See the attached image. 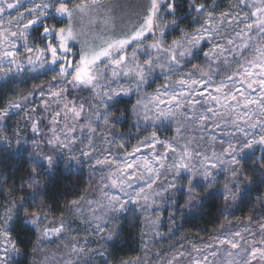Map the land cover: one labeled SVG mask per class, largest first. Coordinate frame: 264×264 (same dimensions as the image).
<instances>
[{"label":"snow or ice","instance_id":"snow-or-ice-1","mask_svg":"<svg viewBox=\"0 0 264 264\" xmlns=\"http://www.w3.org/2000/svg\"><path fill=\"white\" fill-rule=\"evenodd\" d=\"M21 5L22 0H0V77L9 78L25 68L58 69L52 77L56 86L49 83L47 99L39 105L42 112L52 104L56 109L45 130L38 108L27 109L23 103L32 93L0 108V125L12 110L23 111L25 127L33 134L25 140L14 131L11 141L0 126V141L6 145H32L30 174L20 187L29 190L32 203L40 204L29 210L21 196L17 206L12 198L15 188L6 190L10 205L0 208V264H9V254L18 251L10 227L17 207L39 234L36 247L39 239L63 238L64 214L55 223L49 219L50 210L43 202L46 185L40 178L57 167L58 153L69 154L65 168L73 161L81 163L72 152L78 142L83 144L80 156L93 161V170L103 174L98 197L73 200L68 211L83 216L87 205L88 222L97 234L106 233L101 236L105 241L119 238L121 214L129 211V204L140 213L143 239L161 235L160 209L170 201L176 203L175 192L187 194L184 207L189 211L202 208L206 197L217 194L227 210L242 198L256 172L264 184V0H236L230 10L218 14L215 5L188 0L198 21L190 30L181 27L176 0H33V7L5 23V14L19 11ZM38 24L42 44L29 39V30ZM169 31L177 36L169 40ZM205 42L210 45L203 50L206 63H192ZM157 72L164 83L148 93L145 88ZM70 90L87 95L70 98ZM133 92L138 96L130 111L137 128L141 121L153 128L167 122L175 125L174 132L162 140L152 131L120 156L112 151L118 137L111 129L121 119L113 109L119 97ZM40 95L45 96L43 87ZM97 136L109 147L99 148ZM257 146L261 154L249 173L244 157L254 155ZM260 215L264 217V212ZM168 221L175 225L174 211ZM64 248L69 254L88 252L79 242L64 243ZM150 251L146 242L143 257L121 264H141ZM156 256L159 264L185 260L187 264H264V220L254 221L250 215L243 226L221 225L209 242L193 243L190 250L177 251L170 258L160 252Z\"/></svg>","mask_w":264,"mask_h":264},{"label":"trees","instance_id":"trees-1","mask_svg":"<svg viewBox=\"0 0 264 264\" xmlns=\"http://www.w3.org/2000/svg\"><path fill=\"white\" fill-rule=\"evenodd\" d=\"M198 2H203L210 7L213 5L217 6L215 11L219 13L235 3L236 0H198ZM176 3L178 6L177 15L183 19L181 27L189 30L197 27V14L189 10L188 0H176ZM27 6L28 4L23 6L19 12L14 10L13 15L20 13ZM168 19H171V16ZM47 22L49 24L53 23L50 19ZM41 30V25L33 26L29 30V39L37 44H42ZM176 36V32L169 31V40ZM192 63L205 64L201 56H197V59L193 60ZM51 67L55 68V66ZM187 67L190 69L191 64H188ZM57 71L58 69L50 70L48 68L44 76L50 78L51 75H57ZM12 83L0 86V108L6 107L9 101V90ZM81 93L84 95L86 92L81 91ZM118 100L119 103L115 105L113 111L121 119L112 128V132L117 134L118 139L120 136L123 137V139H119L122 143L124 142L123 144H133L142 136H146L150 128L142 127L141 125L139 128L136 127V118L132 116L130 111L131 105L134 103L133 98H119ZM165 130L170 133L172 126L166 127ZM32 151L33 149L30 146L13 147L0 144V208L4 205H10L6 190L13 187L15 191L12 192V198L16 201L17 206H19L21 196L28 201L25 207L29 210H36L40 206L39 200L36 203H32L28 189L21 190L20 187V182L26 180L30 174V153ZM260 154V151L257 150L254 155L248 154L244 157L243 162L249 173L252 172V162ZM40 179L41 183L46 185L43 202L50 210L49 219L52 221L57 220L61 213L64 214V217L69 216L68 206L71 201L80 200L81 197L93 191L96 186L94 178L83 167L70 166L65 168L62 163H58L51 173L45 172ZM261 198H264V184L259 180V172H256L253 183L245 189L242 198L227 210H225L222 197L218 194L211 198L206 197L202 208L191 211L184 209L180 214L177 210L176 214L179 216L175 219L174 233L178 237L190 240L210 238L220 230L221 225L225 227L229 222H245L250 215L254 221L264 220V217L260 215L261 212H264V204L261 203ZM17 212L18 214L10 227L12 238L17 243L18 251L17 256L9 264H38L39 250L36 245L39 234L33 225L26 222L24 210L17 207ZM133 216H135L134 222L131 221ZM121 217L119 238L112 240L106 248V256L111 264L133 261L143 255L145 248V239H142L141 236L143 229L140 215L134 210H129Z\"/></svg>","mask_w":264,"mask_h":264},{"label":"rangeland","instance_id":"rangeland-1","mask_svg":"<svg viewBox=\"0 0 264 264\" xmlns=\"http://www.w3.org/2000/svg\"><path fill=\"white\" fill-rule=\"evenodd\" d=\"M26 4H28L26 8L33 7V0H22V5L19 8V10ZM25 9L22 10L21 12H25ZM228 10H230L229 7L226 9H223L222 11H228ZM20 13L13 15L14 10L7 12L4 16L5 23H7L8 20L13 19L16 16H18ZM27 18H31V17H27ZM229 33H230V30H229ZM224 35L225 33L222 32L221 37H223ZM218 39H221V38H218ZM221 42H223L222 39H221ZM209 46L210 45L207 42H205L204 44H202V50L197 53V56L202 57L204 63L206 62L203 57V50H207ZM47 70L48 68L39 69L37 71H30L27 68H25L23 72L10 76L9 78L0 77V86L3 84H6V85L9 83L11 84L13 82L12 85H10L9 100L19 99L20 96H27L29 93H32L29 99L27 101H23V103L25 104L27 109L37 107L38 111L42 113L44 117L42 127H45L48 124V121L51 119L53 110L56 109L55 104L51 105V108L49 109L48 112H42V109H39V105L41 104L42 99H47V89H48L49 83L51 82L54 87L56 86V82L52 80V77L55 76V74L51 75L50 78L44 76L47 73L46 72ZM162 83H164L163 77L157 72L150 78L149 84L146 86L145 91H147L148 93H152ZM42 87L45 91L44 97H41L40 95V91ZM80 95H83V94L75 90H70L69 92L70 98L77 97ZM84 95H87V93H85ZM137 96H138V93L133 92L129 96L122 95L119 98H133L135 102V100L137 99ZM23 115H24L23 111L17 112V110H12L9 113V117L5 121L2 122V125H0L4 127V132L8 135L11 141L15 140V136L13 135L14 131H19L21 135L24 136L25 140H30L32 138L31 137V135H33L32 132L30 131L29 128L25 127V121L23 119ZM140 125L142 127L150 128V131L149 133H147V135H150L152 131H156L158 136L162 140L170 139L171 136L173 135L174 127H175V125L169 124L167 122L160 123L154 128L150 126L149 124H145L143 121H141ZM169 126H172V130L170 131V133L169 132L167 133L165 128ZM45 130H47L46 127H45ZM0 134H3V133H0ZM77 135L79 136V133H77ZM144 137L145 136H142L140 139H143ZM138 142L139 140H137L133 144H129V145L124 144L125 147L123 149H120L119 145L122 142L119 139H117L116 144L112 146V151L114 154L123 156L125 152H131L133 150V147ZM84 143H87V141H85ZM96 143H97V146L101 149L109 147L108 145L101 143L99 136H97ZM0 144L6 145L3 141H0ZM6 146H9V145H6ZM10 146H13V147L14 146L15 147L30 146L32 148V145L30 143H23V142L21 143V145H16L13 142ZM81 147H83V144L78 142L72 149V152L76 156L79 157L81 163L77 164L75 161H73L68 167L70 166L83 167L85 170H87L90 173V175L96 181V186H95V189H93V191L86 194L84 198L85 199H95L99 195L98 181L100 179V176L103 173L99 170L94 171L92 167L93 161H90L87 158L80 156L79 149ZM160 150L163 151V149H160ZM257 150H259V146H257V149L255 150V152ZM248 154H252V153H248ZM68 155L69 154L66 151L63 154L58 153L57 154L58 163H62V165L65 166V161L68 159ZM99 168L100 166H96V169H99ZM216 171L220 172V170H216ZM220 174L221 176L223 175L222 172ZM180 183L186 184L187 181H181ZM186 197H187V194L185 192H182V191L175 192L173 193V199L176 201V203L173 204L170 201L169 203L165 204L162 209H160L162 221H161L159 231L161 235L156 236L153 234V235H150L149 237L144 238L145 243L147 242L148 247L151 249V251L149 252L147 259L142 260L141 264H159V260L156 256V252H160L163 258H170L171 255H173L177 251H184L186 249L190 250L191 245L193 243L200 245V244L210 241V238L190 240L184 237H178L174 233L175 225L172 226L169 224V221H168L169 212L174 211L175 219H176L179 216L176 214L177 210L179 211V214L182 213V210L184 209L186 211H189L188 209L183 207L186 201ZM81 203H83V201H81ZM128 208L129 210L135 211L136 206L129 204ZM125 213H122L121 216ZM137 213L140 215L139 212ZM90 215L91 214L87 211V205H85V212L83 216L77 213H74V212H70L69 216L64 217L67 228H66L65 233L63 234V238L59 236H54L49 239H40L39 247H38V250H39L38 264H67L68 261H71V264H111V262H109L106 256V248L111 241H105L101 239V236L106 235V233L97 234L94 226H92L88 222L90 219ZM53 222L55 223L57 222V220ZM243 224L244 222H241V221H233V222L227 223L225 228L229 226H232L233 228H235L237 225L243 226ZM170 227H172V231H169ZM251 227L255 229L256 225L253 224L251 225ZM85 240L87 241L86 244H85ZM76 242H79L80 245L88 249V252L86 255H78L75 253L69 254L70 250L64 248V243H76ZM144 251H145V248H144ZM144 251L141 257L144 256ZM101 252H103L104 255H100L99 253ZM9 255H10L9 263H10V261L17 256V251L11 252ZM184 264H187V260H185Z\"/></svg>","mask_w":264,"mask_h":264}]
</instances>
